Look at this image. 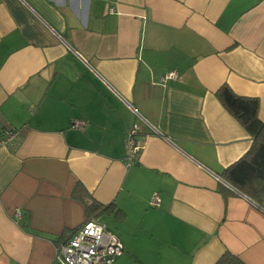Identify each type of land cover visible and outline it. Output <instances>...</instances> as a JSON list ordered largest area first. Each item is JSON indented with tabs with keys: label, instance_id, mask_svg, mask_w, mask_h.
<instances>
[{
	"label": "crops",
	"instance_id": "crops-1",
	"mask_svg": "<svg viewBox=\"0 0 264 264\" xmlns=\"http://www.w3.org/2000/svg\"><path fill=\"white\" fill-rule=\"evenodd\" d=\"M225 84L264 122V0H0V264H59L92 217L113 264H264V199L222 177L253 143Z\"/></svg>",
	"mask_w": 264,
	"mask_h": 264
},
{
	"label": "trees",
	"instance_id": "trees-1",
	"mask_svg": "<svg viewBox=\"0 0 264 264\" xmlns=\"http://www.w3.org/2000/svg\"><path fill=\"white\" fill-rule=\"evenodd\" d=\"M216 97L253 139L246 155L225 169L222 177L235 189L260 203L264 199V122L259 119V100L238 96L227 84L217 91ZM221 191L227 195L231 194L225 187H222ZM104 210L107 209L100 210V206L95 204L89 208V211L100 213ZM216 264L246 263L226 251Z\"/></svg>",
	"mask_w": 264,
	"mask_h": 264
},
{
	"label": "built area",
	"instance_id": "built-area-1",
	"mask_svg": "<svg viewBox=\"0 0 264 264\" xmlns=\"http://www.w3.org/2000/svg\"><path fill=\"white\" fill-rule=\"evenodd\" d=\"M177 78L176 72H170L160 78V83L165 85L168 80ZM76 126L79 127L80 123H76ZM152 130L154 133L163 136L153 126ZM139 135V124H134L127 132L125 143L127 167L137 163V158L144 149V144ZM19 136L17 131H6L0 137V146L13 145L20 138ZM160 203L159 195H154L151 205L158 207ZM15 214L17 217H21L19 210ZM123 254L124 247L119 238L98 219H90L68 241L57 247L56 260L59 264H113Z\"/></svg>",
	"mask_w": 264,
	"mask_h": 264
},
{
	"label": "water",
	"instance_id": "water-1",
	"mask_svg": "<svg viewBox=\"0 0 264 264\" xmlns=\"http://www.w3.org/2000/svg\"><path fill=\"white\" fill-rule=\"evenodd\" d=\"M225 185L228 186L229 188L233 189L237 193L241 194L237 189H235L233 186H231L229 183L225 182Z\"/></svg>",
	"mask_w": 264,
	"mask_h": 264
},
{
	"label": "rangeland",
	"instance_id": "rangeland-1",
	"mask_svg": "<svg viewBox=\"0 0 264 264\" xmlns=\"http://www.w3.org/2000/svg\"><path fill=\"white\" fill-rule=\"evenodd\" d=\"M102 222L108 227V229H110V227L107 225V223L104 220Z\"/></svg>",
	"mask_w": 264,
	"mask_h": 264
}]
</instances>
